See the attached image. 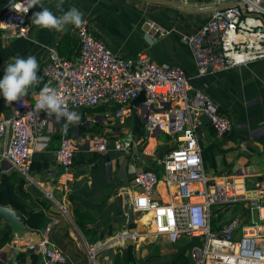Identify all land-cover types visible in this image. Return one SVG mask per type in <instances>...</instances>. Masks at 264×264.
<instances>
[{"label": "built area", "instance_id": "obj_1", "mask_svg": "<svg viewBox=\"0 0 264 264\" xmlns=\"http://www.w3.org/2000/svg\"><path fill=\"white\" fill-rule=\"evenodd\" d=\"M240 1L241 6L213 10L187 37L198 72L219 71L264 55V0ZM10 3L23 4L25 0L7 3L0 13V27H11L17 35L25 36L26 14L11 10ZM143 24L153 39L161 33L154 20L147 18ZM75 32L79 53L74 59L50 49L41 65L46 83L57 89L68 110L109 104L128 113L129 101L143 91L145 99L138 111L143 128L174 135L175 147L157 159L161 167L158 172L139 168L129 179L132 209L141 216L150 213L147 224L152 234L167 235L173 242H178L181 235L188 239L198 236L201 245L192 249L194 264H264V173L258 186L248 187L243 175L208 172L203 165L200 116H206L217 136L231 133L232 119L220 112L206 92L190 85L181 65L159 64L144 53L121 57L88 30L87 22ZM24 100L26 104L13 102L11 113L0 118V139H4L1 156L12 169L28 177L33 151L47 146L55 127L43 112H31L35 98L26 96ZM44 125L45 133L39 132ZM63 125L54 158L64 166L66 187L73 179L72 162L78 143L69 127L65 132ZM123 144L117 142L116 148L128 153ZM89 148L105 151L107 140L94 135ZM160 184L168 193L167 200L154 196ZM237 201H248L250 213L257 209L258 217L247 220L237 214L212 225L211 216ZM49 230L50 225L45 224L37 240L14 245L7 258L15 263L16 253L28 248L38 253L44 264L65 263V253L49 245ZM139 235L132 231L118 237L136 239ZM98 248H88L89 257L94 258Z\"/></svg>", "mask_w": 264, "mask_h": 264}, {"label": "crops", "instance_id": "obj_2", "mask_svg": "<svg viewBox=\"0 0 264 264\" xmlns=\"http://www.w3.org/2000/svg\"><path fill=\"white\" fill-rule=\"evenodd\" d=\"M232 1L234 0H167L160 2L65 0L63 10L67 11L71 7L78 8L84 14L88 30L100 38L113 53L121 57H133L144 53L159 64L181 65L190 85L206 92L218 104L220 112L229 116L233 121L230 134L217 136L210 128L206 116H200L199 126L204 133L200 139L202 150L208 151L213 158L211 164L209 160L205 159V153L203 156L202 152L205 169L217 174L243 175L248 187H256L264 173V55L249 59L245 63L233 64L219 71L198 72L186 41L187 37L210 17L216 5ZM56 3L57 0H42L44 6L60 15L61 13L55 7ZM37 11H41L39 6L33 7L26 14L28 29L25 36L17 35L11 27H0V79L3 78L5 66L12 62L13 57L27 58L29 55H33L39 63L38 75L41 83L34 89H30L27 96L30 99L34 98L31 95L33 90L39 92L47 84L41 72V65L50 49L58 51L57 45L62 33L55 30L38 29L32 25L31 17ZM147 18L154 20L161 30L155 39L144 29L143 21ZM75 29L68 26L64 32L71 35L76 44L78 39ZM75 52L76 48L71 52V59L78 55L79 49L77 54H74ZM142 102L138 106V111ZM127 108H129V112L125 113L124 117L130 116L131 118V106L129 105ZM70 112H76L80 118H84L83 124L88 128L84 129L81 134H76L78 123L68 126L76 138L78 146L72 162L73 179L68 182L66 187L63 185L62 174L57 179L51 178L55 173L52 165H59L55 161L54 151L59 143L60 125L64 124L66 120L62 118L57 121L55 116L48 117L44 112L43 115L53 123L55 131L49 135L46 147L33 151L28 177L19 173L20 177L16 178L9 174L14 169L1 156L4 139H0V178L2 176L9 177V181L14 183L22 178V186L29 194L23 201L29 209H42L45 213V224L50 225L49 245L56 246L65 253V264H82L89 259L88 251L82 246V243H89V241L87 235L75 222L72 212L74 205L78 204L82 210L95 215L96 221L93 224L95 228L106 232L110 231L109 236L105 235L104 238L96 240L94 247H98L96 243L99 244L104 239L107 243L110 241L109 244L116 242L113 241L114 237L118 233L121 234L120 229L131 221L135 222L133 231H137L138 221L147 223L150 214L144 213L141 216L132 209L133 192L130 188V180L127 186H123L121 178L116 175L123 157L132 155L129 152L119 154L117 151L120 149L116 148V142L111 140H108L106 151L89 148L91 142L89 135L94 132L93 118L99 117L100 120L107 111L98 109V107L92 110H82L79 107L78 109L72 108ZM10 113L11 106H7L0 94V118ZM131 123L132 121L127 123L128 127L125 132H122L123 126H116L113 123L112 127H109L111 128L110 136H118L119 140L120 136L127 133ZM59 126L60 128H58ZM45 128L44 125L39 132L45 133ZM109 128L106 127L104 130ZM142 141L139 139L131 141L135 155L139 157L143 166L150 165L151 160L154 159L157 163L158 158L154 154L157 139L153 138L152 145H149V140H145V143ZM140 144L143 145L141 151L138 150ZM149 146H151L150 150H148ZM146 155L151 159L144 158ZM136 164L137 162L132 161L129 157L128 177H131L134 171L139 169ZM69 194L74 197L69 198ZM154 196L162 200L169 198L162 184L158 185ZM253 211L250 213L248 201H237L224 208L220 219L225 221L234 215L241 214L244 219L248 220L253 217ZM39 229L26 228L20 237L13 236L0 248V260L5 264H15L7 258L8 251L14 245L37 240ZM97 235L98 233L95 232L90 237ZM144 237L139 235L136 239ZM117 238L122 240L126 237ZM96 251L98 252V249ZM107 261L111 260L107 259ZM41 262L39 255L37 263Z\"/></svg>", "mask_w": 264, "mask_h": 264}, {"label": "trees", "instance_id": "obj_3", "mask_svg": "<svg viewBox=\"0 0 264 264\" xmlns=\"http://www.w3.org/2000/svg\"><path fill=\"white\" fill-rule=\"evenodd\" d=\"M9 1L10 0H0V13L3 10H5V8L7 7V3ZM73 43H74V38L71 35H69L67 32L65 33L63 31L61 33L60 40L57 45V49L59 53L65 54L68 58L71 59L72 50L76 48V52L74 54H77L79 49L78 43L76 44ZM107 106L108 105L102 104L93 107H80V108L82 110H92L98 107V109L104 110L105 108H107ZM78 108L79 107H75L73 109H78ZM83 121L84 118H80L77 125V130L75 132L76 134H81L84 129L88 128L85 124H83ZM60 126L58 128H60ZM70 133L73 134L71 131ZM142 133H143V129L141 128L139 130V134ZM156 139H157V144L154 149V154L157 158H161L166 152L174 148L176 145L174 135L170 133L161 132L160 134L157 135ZM142 143H145V140H143ZM202 152H203V156L205 153V159L209 160V162L212 164L213 163L212 154H210L206 150L204 152V149L202 150ZM127 158L129 159V155H127ZM144 158L151 159V157H149L148 155H146ZM154 164H156V159L151 160V164L146 165L144 168L154 169L158 172L161 167L160 165L155 166ZM9 174L13 175L16 178L20 177L19 173L15 170L11 171ZM9 180H10L9 177L6 176H2L0 178V203L3 205H8L13 207L17 211V213L21 215L24 223L27 225V228L38 229L44 226L46 223L44 211L40 208L29 209L26 203L23 201V199L27 198L29 194L22 186L23 185L22 178L17 183H14L13 181L11 182ZM73 197L74 196L72 194H69V198H73ZM72 212L76 224L79 226L82 232L85 235H87L89 243H94L96 240L104 238L105 235L106 236L110 235V231L106 232L104 230H99L95 228L93 225L94 222L96 221L95 215L89 213L86 210H82L78 204L72 207ZM221 215L222 213L220 212L217 216H211L210 221L212 225H215V222L221 218ZM127 225L129 227H134L135 222L131 221ZM95 232H97L98 235L96 237H90V235H92ZM13 236L14 235L11 234L10 227L8 225L0 224V248L3 247L7 242H9L13 238ZM150 246L152 251L148 252L144 256L142 261H138L134 255V243L130 241L128 242V253L126 258L123 260L121 258V252L115 249L112 255V260L109 262L110 264H188L187 257L184 253L180 254L175 258H171L168 255L169 250H173L172 247L168 250L167 253L162 254L160 251V247L157 243H152ZM38 256H39L38 253H35L34 251L28 248L21 249L16 253L15 264H21V262H31L32 264H38L37 263ZM0 264H5V263L4 261L0 260ZM39 264H44V263L41 262ZM56 264H60V263H56ZM82 264H89V261L86 260Z\"/></svg>", "mask_w": 264, "mask_h": 264}, {"label": "clouds", "instance_id": "obj_4", "mask_svg": "<svg viewBox=\"0 0 264 264\" xmlns=\"http://www.w3.org/2000/svg\"><path fill=\"white\" fill-rule=\"evenodd\" d=\"M65 0H57L55 5L60 15L55 14L48 7L42 4V0H25V3H10L11 10L27 14L30 9L39 6L41 11L33 13L31 24L38 29L55 30L57 32L66 31L68 26L74 28L82 27L86 21L84 14L76 7H71L67 11L63 10ZM39 63L35 56L29 55L27 58L13 57L12 62L4 68L3 78L0 79V94H2L7 106L13 102L23 101L29 95L30 89L41 83L38 75ZM31 95L35 98V104L31 111L35 115L41 112L46 113L48 117L55 116L57 121L62 118L66 120L62 126L66 132L70 124H76L80 116L76 112H70L64 99L56 88L45 84L39 92L33 90Z\"/></svg>", "mask_w": 264, "mask_h": 264}, {"label": "rangeland", "instance_id": "obj_5", "mask_svg": "<svg viewBox=\"0 0 264 264\" xmlns=\"http://www.w3.org/2000/svg\"><path fill=\"white\" fill-rule=\"evenodd\" d=\"M105 111H107V113L105 112L102 116L101 119L99 120V117H94L93 118V124L92 127L94 128V132L93 134L91 133L89 135L90 140L93 138V136H99L100 138H103L105 140H111L112 142H119L118 140V136H110L111 134V128L113 123L114 125H119V126H123V131H126V127L127 123H129L131 121L130 116L129 117H124L125 113H123L118 106L116 105H108L107 108L104 109ZM101 122V124H99V122ZM126 124V125H125ZM106 127H108L109 129L104 130ZM113 134V133H112ZM122 143V142H121ZM123 145H127V148L129 150V153L132 156L131 157L132 161H136L137 167H142L144 168L145 166H143L144 164L141 162V160L139 159L138 156L135 155L134 153V148L132 146V143H124ZM143 148V145L140 144L138 145V150L141 151V149ZM106 151V150H105ZM136 157V158H135ZM155 166H159L158 162L156 164H154ZM150 214V213H149ZM221 220V219H219ZM133 227H129L128 225H125L124 227H122V229H120V233H131L133 231L132 229ZM137 232L141 235V236H145L144 238H138V239H131L130 237H126L122 240H118V234L114 237L113 244H109V242L107 243L106 241L102 240L99 244L96 243V246L98 245V252H96L95 257H89V264H110L109 261H107V259L112 260V255L111 253L114 252L115 250V245L116 244H123V243H127L132 241V243H134V255L135 258L138 261H142L144 256L152 251L151 249V244L152 243H157L160 247V251L162 254L167 253L168 250L172 247V240H170V238L167 235H162L159 234L156 237L152 234V227L151 225L147 224V223H143L141 220L138 221V226L136 228ZM114 236V235H113ZM188 239V236L186 235H181L178 238V242H183L186 241ZM118 240V241H117ZM112 241V240H111ZM106 242V243H105ZM82 246L88 251V248H93L94 247V243H86L83 242Z\"/></svg>", "mask_w": 264, "mask_h": 264}, {"label": "water", "instance_id": "obj_6", "mask_svg": "<svg viewBox=\"0 0 264 264\" xmlns=\"http://www.w3.org/2000/svg\"><path fill=\"white\" fill-rule=\"evenodd\" d=\"M149 2H160V1H167V0H145ZM173 5H176L175 3H172ZM230 5H242V2L240 0H234L232 2L223 4V5H216L214 7L215 9H223L225 7H228ZM145 96L144 92L140 91L136 97L131 99L129 101V105L131 106V127L127 131L126 134L119 137V142L122 143H130L131 141H134L135 139L139 140H149L151 137L156 138L158 134L161 132L158 130H149L146 128H143V121L141 119V115L138 112V106L139 104L144 101ZM143 129V133L139 134V130ZM119 154H125V149H120L117 151ZM127 165H128V158L126 156L123 157L121 163L118 166V170L116 172V175L119 176L122 180L123 186H127L129 183V177L127 172ZM55 169V173L52 175L51 178H58L60 174L64 172V166L63 165H52ZM253 217L257 218V209H254L253 211ZM0 224L8 225L10 227L11 234L15 237H20L23 233V231L27 228V225L24 223L22 217L20 214L17 213V211L8 205H3L0 203ZM172 248L170 252H168V255L171 258H175L179 256L180 254L184 253L187 257L188 264H194V260L192 257V249L194 246H200V241L198 236H191L188 240L178 243V242H172ZM116 250H119L121 252V258L124 260L128 253V244L123 243L119 244L115 247ZM49 264H56L55 262H50Z\"/></svg>", "mask_w": 264, "mask_h": 264}, {"label": "bare ground", "instance_id": "obj_7", "mask_svg": "<svg viewBox=\"0 0 264 264\" xmlns=\"http://www.w3.org/2000/svg\"><path fill=\"white\" fill-rule=\"evenodd\" d=\"M149 141H150V144H149V145H152V144L154 143V141H153V137H151V138L149 139ZM150 147H151V146L148 147V150H150Z\"/></svg>", "mask_w": 264, "mask_h": 264}]
</instances>
